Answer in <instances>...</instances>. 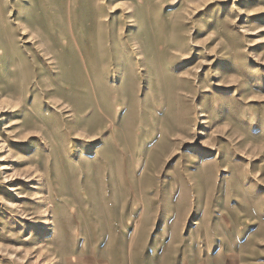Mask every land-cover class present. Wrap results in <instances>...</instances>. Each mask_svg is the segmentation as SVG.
<instances>
[{
	"label": "rangeland",
	"instance_id": "374dc122",
	"mask_svg": "<svg viewBox=\"0 0 264 264\" xmlns=\"http://www.w3.org/2000/svg\"><path fill=\"white\" fill-rule=\"evenodd\" d=\"M0 264H264V0H0Z\"/></svg>",
	"mask_w": 264,
	"mask_h": 264
}]
</instances>
